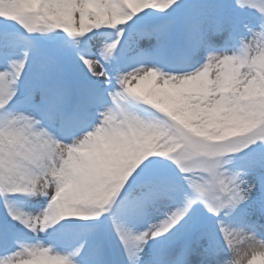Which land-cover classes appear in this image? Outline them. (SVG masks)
<instances>
[{"label":"snow or ice","instance_id":"1","mask_svg":"<svg viewBox=\"0 0 264 264\" xmlns=\"http://www.w3.org/2000/svg\"><path fill=\"white\" fill-rule=\"evenodd\" d=\"M0 264H264V0H0Z\"/></svg>","mask_w":264,"mask_h":264}]
</instances>
